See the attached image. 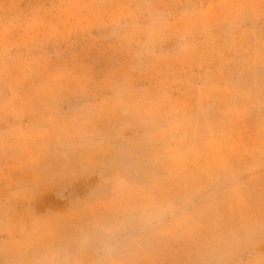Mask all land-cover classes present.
Segmentation results:
<instances>
[{"label": "rangeland", "instance_id": "obj_1", "mask_svg": "<svg viewBox=\"0 0 264 264\" xmlns=\"http://www.w3.org/2000/svg\"><path fill=\"white\" fill-rule=\"evenodd\" d=\"M0 264H264V0H0Z\"/></svg>", "mask_w": 264, "mask_h": 264}]
</instances>
